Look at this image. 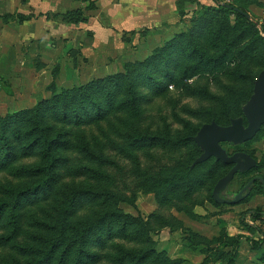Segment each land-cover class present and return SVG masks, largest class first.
Returning a JSON list of instances; mask_svg holds the SVG:
<instances>
[{
  "label": "rangeland",
  "instance_id": "374dc122",
  "mask_svg": "<svg viewBox=\"0 0 264 264\" xmlns=\"http://www.w3.org/2000/svg\"><path fill=\"white\" fill-rule=\"evenodd\" d=\"M184 5L179 4L177 8L175 4L172 13L167 12V7L156 9L151 14L155 19L146 26L134 28L130 36H116L114 43L96 53L90 49L82 51L79 46L84 40H73V37H53L51 49L45 50L43 58L36 51L28 52L24 45H14L7 50L2 48L8 61L0 63L5 65V68L0 69L4 73L0 74V82L4 83V86L0 85L1 115L30 107L39 99L49 98L52 92L48 85L52 81L56 83L59 92L62 88L80 86L108 74H125L126 65L130 64L133 65L130 71L132 77L147 74L150 69H154L160 73L157 79L162 80L163 64L166 61L173 63V56L181 59L176 80L166 89L155 91L150 81H145L137 89L133 86L137 95L151 98L136 104L138 117L124 113L133 107L132 103L127 102L126 108L112 111L101 121L88 126H73L71 148L65 153L67 160L58 169L59 180L52 195L22 208L15 226L9 224L8 214L0 220V264H13L18 258L25 264L32 258L24 248H33L38 241L35 237L47 234L45 226L40 223L49 222L54 204L63 191L80 184L89 185L105 194L108 192L116 195L117 206L123 212L139 216L144 221L149 220V235L155 247L158 250L164 249L172 258H180L181 264H223L229 259H232V264H251L250 260L260 255V252L256 253L250 248V240L260 236L255 229L249 227V232L247 228L248 221L257 225L261 220L264 227V215L259 219L254 215L255 211L264 213L263 193H256L246 200L249 195L247 190L245 196L236 203L212 201V185L226 171L225 164L210 161L197 166L194 169L196 183L194 180L169 192L163 206L156 202L153 193L148 192L155 174L160 171L180 172L200 153L197 146L181 141L179 135L191 126L211 121L227 123L229 115H238L252 92L257 72L264 67V41L255 46L251 34L242 32L234 15L230 16L228 23L222 24L220 16L210 21L202 14V5L217 6L216 3ZM248 13L260 24H264V0L252 6ZM220 27L223 32L229 27L236 29L230 30L226 44L211 49L207 45L213 39L214 30ZM180 33L192 34L197 42L207 47L209 59H214L225 48L229 54L216 68L209 64V68H202L201 65V69L193 70L191 66L195 59H188L186 55L192 51L189 41H184L185 50L176 41L163 49V52L159 51ZM89 39L90 36L86 35L88 43ZM232 40L235 44L228 46ZM182 69L187 70V77L177 79ZM117 83L120 84V90L116 93V103L120 104L129 98L132 87L128 88L123 77L112 82L114 89ZM47 124L55 130L71 128L49 118ZM132 131L156 136L158 145L127 149V138ZM222 144L229 153L246 150L257 160L253 170L249 173H236L222 192L224 195L220 194L233 199L251 177L258 175L264 179V125L247 142ZM82 147L87 152H93L94 161L87 158ZM80 164L97 167L100 174L95 173L94 178H90L64 172ZM26 180L15 178L7 171L0 173V187L11 183L23 185ZM99 206L84 205L76 212L75 218H87ZM156 212L168 218L169 223L159 226L155 220H150V215ZM224 227L234 236H227ZM114 243H118L117 246L124 244L128 248L138 246L135 240H115ZM115 250L112 248L110 254ZM212 255L216 256L213 260L210 259ZM95 264L115 263L105 257Z\"/></svg>",
  "mask_w": 264,
  "mask_h": 264
},
{
  "label": "trees",
  "instance_id": "16d2710c",
  "mask_svg": "<svg viewBox=\"0 0 264 264\" xmlns=\"http://www.w3.org/2000/svg\"><path fill=\"white\" fill-rule=\"evenodd\" d=\"M249 2L250 0L215 1L217 6L202 5V14L204 18H209L210 21L218 15L220 16L219 19L223 21L222 24L228 23L230 16L234 15L242 32L251 34L252 42L255 46H259L264 41V24H260L248 13ZM185 3H190L189 5L192 6L197 4V0H178L175 4L179 8V4L185 6ZM69 14L73 15V21L75 22L82 20L79 10L69 12ZM246 14H249L253 19L248 18ZM67 16L68 13L65 14L66 18H68ZM222 29L220 27L214 30L213 39L207 45L209 48L215 49L220 47L221 44H226L230 30L236 29V27H229L225 32ZM192 36V34L180 33L159 51L163 52V49L176 41L179 42L182 50H185L184 41L187 40L192 45V51L186 55L188 59H195L191 66L193 70L201 69V65H203L202 68H209V64L216 68L219 63L224 62L229 54L227 48L223 49L214 59H209L207 58V47L197 42ZM233 40L228 46L235 44ZM173 59V63L166 61V64H163L162 80L157 79L160 73L159 71L155 72L154 69H150L147 74H136L134 78L130 73L133 65L130 64L126 65L127 73L125 74L121 72L108 74L80 86L62 88L59 92H57L56 83L52 81L48 85V89L52 92L49 98L39 99L30 107L17 109L4 115L0 114V173L7 171L15 178L27 179L23 185L11 183L0 187V194L2 195L0 197V220L8 214L9 224L15 226L16 218L22 208L52 195L55 184L59 180L58 169L67 160L65 153L71 148L73 126H88L101 121L112 111L126 108L127 102L132 103L133 107H129L131 111L124 113L129 114L130 117H138V106L136 104L151 98L147 95H137V91L133 89V86L137 89L143 86L145 81H150L155 91L166 89L171 82L176 80V72L180 66L179 61L181 58L173 56ZM210 60L211 62H209ZM120 77H123L124 82L128 84V88L132 87V90L128 99L117 104L116 93L117 90H120V84L117 83L114 89L112 82ZM186 77L187 70L182 69L177 79ZM0 85L4 86V83L0 82ZM239 116L243 117L242 110L236 116L229 115L227 123L215 122L226 125L231 118ZM48 118L53 119L56 123L71 126V128L68 130L60 128L55 130L47 124ZM243 122L246 123L244 117ZM200 126L189 127L184 134L179 135V138L183 142L197 146L201 153L200 147L194 141V136ZM127 140V149L129 150L158 145L156 136L142 134L138 131H132ZM81 149L86 151L89 160L94 161L92 151L87 152L84 147ZM249 154L253 156L251 153ZM210 161L223 163L211 156L193 167H190L191 162L180 172L166 173L160 171L152 177L148 192L153 193L156 202L163 206L166 204L165 196L169 192L194 181V169L200 164ZM223 164L227 166V169L216 178L212 189L218 178L223 176L231 167V164ZM96 168L80 164L70 167L69 171L65 170L64 172L72 176L86 175L94 178L95 173L100 174ZM253 168L237 173H249ZM261 178L263 179V177ZM257 188L259 189L257 190ZM263 192V183L259 179H255L250 185L249 195L246 199L256 193ZM117 198L112 193L107 192L105 194L103 191H96L85 184L75 185L63 191L54 204L49 222L40 223L45 226L47 234L36 236L35 238L38 241L33 248L28 246L24 248L26 252L29 251L30 255L33 256L25 264H95L105 257L110 258L115 264H181L180 258H172L164 249L158 250L155 247L154 241L149 235L148 223L150 221H144L139 216L123 212L117 206ZM212 201L216 202L213 196ZM91 204H99L100 206L94 209L92 215L87 218H75L76 212L81 207ZM254 215L260 218L264 214L255 211ZM158 218L161 219L158 221ZM167 219L159 212L150 215V220H155L159 226L167 225L169 223ZM115 240H135L138 242V246L132 248H128L124 244L117 246L118 243L115 244ZM250 242L251 247L257 249L261 241L253 240ZM112 248L116 250L115 253L110 254ZM261 258L264 259V254ZM2 264L8 263L3 262ZM13 264L23 263L18 258L15 259Z\"/></svg>",
  "mask_w": 264,
  "mask_h": 264
},
{
  "label": "crops",
  "instance_id": "0c3cea01",
  "mask_svg": "<svg viewBox=\"0 0 264 264\" xmlns=\"http://www.w3.org/2000/svg\"><path fill=\"white\" fill-rule=\"evenodd\" d=\"M177 1L0 0V63L8 61L7 57L3 55L5 53L2 48L7 50L8 47H14V45H24L28 52L36 51L43 58L45 50L51 49L53 37L57 39L73 37V40L82 38L81 40H84V43L79 46L82 51L90 49L93 53L99 52L100 49L114 43L116 36H121V34L130 36L129 34L132 33L134 28L146 26L149 21L155 19L151 14L156 9L167 7V12H174ZM215 1L228 2L229 0H197V2L203 4H213ZM260 1L250 0L248 10L251 12L252 6H256L255 3ZM189 4L187 3V5ZM75 10L81 12L82 20L78 22L73 21V15L69 14V12ZM66 13H68V18L65 17ZM86 35L90 36V43L85 40ZM39 51H41V54ZM1 68H5V65H0ZM0 74L4 75L3 72H0ZM262 221L257 225H252V221H248L247 230L249 229L250 232L253 228L260 236L250 241H261L257 249L252 248L250 242V248L255 250L256 253L260 252V255L250 260L251 264H262L264 261L261 258L264 254V244H262L264 242V227ZM225 232L227 236H234L228 233L227 227ZM240 234L245 235L244 233ZM215 258L216 256L212 255L210 259ZM231 260H226L223 264H232Z\"/></svg>",
  "mask_w": 264,
  "mask_h": 264
},
{
  "label": "water",
  "instance_id": "95a60500",
  "mask_svg": "<svg viewBox=\"0 0 264 264\" xmlns=\"http://www.w3.org/2000/svg\"><path fill=\"white\" fill-rule=\"evenodd\" d=\"M246 15L253 19L249 14ZM242 113L246 123L243 122L242 116L231 118L226 125L218 124L215 121L205 122L194 136V141L200 147L201 153L193 160L190 167L207 160L211 156L223 163L231 164L229 170L218 178L213 186L212 196L218 203L238 202L245 196L243 192L246 189L249 190L250 184L256 178H259L263 183L264 191L263 179L260 176H254L235 193L233 199L220 195L233 179L235 173L249 170L257 164L256 159L248 152L237 150L229 153L222 143L227 142L236 145L251 140L264 124V68L259 71L254 80L253 91L243 104Z\"/></svg>",
  "mask_w": 264,
  "mask_h": 264
},
{
  "label": "flooded vegetation",
  "instance_id": "af4514ba",
  "mask_svg": "<svg viewBox=\"0 0 264 264\" xmlns=\"http://www.w3.org/2000/svg\"><path fill=\"white\" fill-rule=\"evenodd\" d=\"M236 151H237V150H236ZM255 176H258V175H255ZM253 177H254V176H253ZM251 178H252V177H251ZM251 178H250V179H251ZM250 179H249V180H250ZM256 179H259V178H256ZM249 180H248V181H249ZM248 181H247V182H248ZM247 182H246V183H247ZM246 183H245V184H246ZM252 183H253V182H252ZM252 183H251V184H252ZM245 184H244V185H245ZM251 184H250V185H251ZM244 185H243V186H244ZM243 186H242V187H243ZM242 187H241V188H242ZM247 190H248V189H246V190L243 192V194H246ZM221 194L224 195V193H222V192H221ZM263 195H264V192H263ZM228 199H229V198H228Z\"/></svg>",
  "mask_w": 264,
  "mask_h": 264
}]
</instances>
